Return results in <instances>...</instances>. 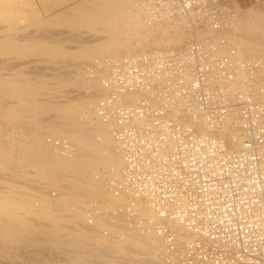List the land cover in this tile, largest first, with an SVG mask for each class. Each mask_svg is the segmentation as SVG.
<instances>
[{
    "label": "built area",
    "instance_id": "1",
    "mask_svg": "<svg viewBox=\"0 0 264 264\" xmlns=\"http://www.w3.org/2000/svg\"><path fill=\"white\" fill-rule=\"evenodd\" d=\"M135 9L138 22L173 21L193 38L88 65L102 75L96 115L123 159L111 193L128 197L89 211L95 253L113 264H264V52L232 36L242 13L231 0Z\"/></svg>",
    "mask_w": 264,
    "mask_h": 264
},
{
    "label": "bare ground",
    "instance_id": "2",
    "mask_svg": "<svg viewBox=\"0 0 264 264\" xmlns=\"http://www.w3.org/2000/svg\"><path fill=\"white\" fill-rule=\"evenodd\" d=\"M16 1L0 0V3L10 5ZM18 1L29 5L30 0ZM39 1L51 10L69 0ZM72 1L74 6L62 7L58 11L55 8L54 14L62 18L63 23L65 21L71 25L73 30L90 32L93 37L86 39L87 36L81 35L76 40V36L70 38L71 35L49 42L53 37L45 41L43 38L48 34L43 33V36L37 33L26 38L21 35L22 39L10 35L0 36V57L4 58V62L5 57L13 54L25 58L28 63L32 57H45L56 62L69 56L76 60L75 75L59 77L68 81L61 85L67 87L73 82L84 90H90L89 95L78 101L66 98L60 100L65 103H57L51 101L49 96L51 84L32 79L22 68L26 74L19 75L20 70L17 69L19 71L17 73L16 70V74L19 76L16 78L13 75L7 78L2 74L3 77L0 73V258L6 264H101L102 260V264H113V257L101 258L99 252L95 253L98 249L93 246L94 234L87 224V215L95 208V204H99L97 206L104 211L107 209L106 204L121 206L127 203V196L115 197L110 189L111 181L120 174L123 159L110 127L103 125L96 115L99 93L96 89L100 86L102 75L97 71L86 76L83 72L86 66H83L95 57L102 61L105 60L103 56H109L106 59L114 61L121 58L117 57L121 52L131 55L128 51H132L134 46L138 47L136 40L156 47H182L193 38L190 32L173 21L163 20L152 25L138 22L135 7L139 0ZM237 8L241 13L245 11L239 5ZM10 11L1 10L0 24L9 31H15L13 25L15 18L19 17ZM246 13L249 14V20L241 28L251 38L264 42V12L250 8ZM53 16L50 18L54 19ZM35 20L39 21L38 18ZM37 24L42 25L40 21ZM210 33L201 30L197 36ZM68 42L73 45L69 47ZM66 44L70 51H67ZM240 46L246 53L264 52H259L258 46L253 44ZM1 60L0 63H3ZM13 63L9 66H14ZM56 64L59 66V63ZM62 134L66 137H59L58 140H66L68 145L59 148L56 135ZM51 180L54 181V195L50 193L51 190L47 191L50 188L48 186L52 185H47V181ZM139 211L146 217L154 215L149 207L139 206ZM102 225L99 223L97 228ZM135 240L137 238H133ZM139 247L145 249L143 245Z\"/></svg>",
    "mask_w": 264,
    "mask_h": 264
},
{
    "label": "rangeland",
    "instance_id": "3",
    "mask_svg": "<svg viewBox=\"0 0 264 264\" xmlns=\"http://www.w3.org/2000/svg\"><path fill=\"white\" fill-rule=\"evenodd\" d=\"M18 1V0H17ZM14 2V4L12 3V4H10V5H4V4H2V3H0V12H1V10L2 9H8V11H10L9 9H11L13 12H15V15H16V17L18 18V19H16L15 18V22H14V27L16 28V32L15 31H9L8 30V28L6 29V27L4 26V25H2V24H0V36H8V35H10V36H12V37H14V38H20V37H22V38H26V37H30L31 35L33 36V35H35V34H40L41 33V35L43 36V34L44 35H47V36H44V38L43 39H45V41H47V40H50V38H51V36L53 37V38H51V40L49 41V42H54L55 40H56V38L57 39H60V38H64L65 36H71V35H73V36H71L70 38H75V36H76V40L78 39V37H80L81 35L83 36V37H86L87 36V38L86 39H88V38H90V36L91 37H93L94 35L92 34V33H90V32H87V31H79V30H73V27H70L71 25H69L67 22H65L64 21V23H63V19L62 18H60V17H57L55 14H56V10H55V8H57V11H58V9H60V8H64V7H66V8H68V7H72V6H74V4H73V1L72 0H69V1H67V2H63L62 4H60L59 6H56L55 8L53 7V9H47V7H45L43 4H42V2H40L39 0H28L29 2V5H25V4H21L19 1L18 2ZM231 1H233V2H236V6L237 5H239L240 7H241V9L242 10H245V11H243L242 12V14H241V19H240V28L238 29V30H236V31H234L233 32V34H232V36L239 42V43H241L242 45H249V44H253L254 46H258V48H259V52L261 51V52H263L264 51V42L263 41H261V40H255L254 38H251L250 37V35L249 34H246V32H244L243 30L244 29H242L243 28V25L245 24V22H247V20H249V14H247L246 12L248 11V10H250V8L251 9H255V11L257 10V11H259V12H264V6L263 7H254V4H255V0H231ZM72 2V3H71ZM17 3V4H16ZM20 3V4H19ZM27 3V4H28ZM15 5V6H14ZM20 7H19V6ZM24 5H25V7H24ZM63 5V6H62ZM5 6V7H4ZM7 7V8H6ZM12 7V8H11ZM33 7V8H32ZM15 9V10H14ZM65 9V8H64ZM16 10H17V13H16ZM31 10H34V11H31ZM41 10V11H40ZM46 10V11H45ZM12 11H10V12H12ZM20 11V12H19ZM35 11L37 12V13H35ZM48 11V12H47ZM18 13H20V15L18 14ZM37 14V15H35V14ZM55 13V14H54ZM53 15H55V17L53 16ZM32 16V17H31ZM51 16H53L54 17V19L52 18H50ZM35 17V19H39V21H40V23H42V25L41 24H37L38 22H37V20H33V18ZM51 19V20H49V18ZM60 19V20H59ZM60 22H59V21ZM44 23H43V22ZM53 21V22H52ZM47 23V25H46V23ZM50 22H52V24L50 23ZM59 23V24H57V23ZM62 25H61V24ZM66 23V24H65ZM18 24V25H17ZM49 24V25H48ZM55 24V25H54ZM32 25H34V27H32ZM44 25V26H43ZM4 26V27H3ZM18 26V27H17ZM38 27V29H33V28H37ZM43 26V27H42ZM24 27V28H23ZM242 27V28H241ZM45 29V30H42V29ZM5 29V30H4ZM17 29H18V31H17ZM39 29H41L42 30V32H41V30H39ZM57 29V30H56ZM62 29V30H61ZM240 29H242V31L240 30ZM7 30V31H6ZM21 30V31H20ZM26 30H29V31H26ZM73 30V31H72ZM4 31V32H3ZM24 31V32H23ZM40 31V32H39ZM45 31V32H44ZM14 33V36L12 35L13 33ZM47 32V33H46ZM52 32V33H51ZM55 32H60V33H62V34H60V33H55ZM64 32V33H63ZM87 32V33H86ZM10 33V34H9ZM17 33V34H16ZM23 33V34H22ZM43 33V34H42ZM55 33V34H54ZM76 33V34H75ZM5 34V35H4ZM7 34V35H6ZM26 34H28V35H26ZM50 34V35H49ZM22 35V36H21ZM41 35H39V36H41ZM60 35V36H59ZM237 35V36H236ZM17 36V37H16ZM41 36V37H42ZM55 36V37H54ZM22 38H20V39H22ZM66 38V37H65ZM69 38V39H70ZM53 39H55L54 41H53ZM134 40V39H133ZM132 40V42H134L135 43V40L133 41ZM137 42L135 43L136 44V46H138L137 48L134 46V48L132 49V51H128V53L130 52V53H132V54H134V53H139V52H142V51H146V50H150V49H157V48H169V47H175L176 49H180V48H183L184 46H182V47H180V46H159V47H156V46H150L149 44H141V41H139V40H136ZM139 41V42H138ZM248 43H247V42ZM252 43H251V42ZM256 42V43H255ZM68 45H70L69 47H71L72 45H73V43L72 42H68L67 43ZM66 44V48H67V51H70V49H69V47H68V45ZM138 44V45H137ZM260 46V47H259ZM140 47V48H139ZM135 49V50H134ZM263 50V51H262ZM124 55H128L127 54V52H121L117 57H122V56H124ZM10 57V58H9ZM12 57V58H11ZM103 57H105L104 59H106L107 57H109V56H103ZM1 58V57H0ZM7 58H9V59H7ZM5 57V62H4V58H1V59H3V60H1V61H3V63L1 62L0 63V68H2V70L0 69V73H1V75L3 74V75H5L7 78L9 77V78H12V75H13V77H15L16 78V76H19L20 75V73L22 74H26V72H27V76H29V77H31L32 76V79L33 78H35L34 80H42V81H46V83H47V85L49 84L50 85V93H49V96H51V101L52 100H54V101H56L57 103L59 102H61V101H64V100H66V98L68 99L69 98V100H75V101H78V100H80L81 98H83V97H86L87 95H89V91L90 90H88V89H82L81 87H79V85L78 86H76V83H73V82H71V84L69 83V86H62L63 84H66V83H68V81L66 80H64V79H62V78H59V77H61V76H64V75H68V74H73V75H75V73H74V69L76 68V63H75V59H73V58H70L69 56L65 59V60H57L56 62H54V60H47V58H45V57H32V58H30V60H29V63H28V61L25 59V58H23V57H19L18 55H10V56H8V57ZM45 58V59H44ZM33 59H36L35 61L37 62H35ZM93 61H95L96 59L97 60H99V58H91ZM117 59V58H116ZM8 60V61H7ZM23 62H22V61ZM25 60H26V63L24 64V62H25ZM68 60H69V62H73V64L75 65H73L72 66V63H70L69 64V62H68ZM72 60V61H71ZM92 60H90V61H87V63H85L84 64V66L83 67H85V68H83V72H85V75L87 76L88 74H89V72H87L88 70L86 69V68H88V63H91V61ZM11 61H12V63L13 62H15V63H13V65L14 66H9V65H12V63H11ZM20 61H21V65L19 64L20 63ZM52 61V62H51ZM62 61V62H61ZM8 62V63H7ZM18 64H17V63ZM34 64H33V63ZM47 62V63H46ZM49 62H51V63H49ZM67 62V63H66ZM6 63H7V65H6ZM32 63V64H31ZM42 63V64H41ZM56 63H59V66L56 64ZM88 64V65H87ZM45 65V66H44ZM64 65V66H63ZM68 65V66H67ZM4 66V67H3ZM6 66V67H5ZM16 66V67H15ZM23 66H26V67H23ZM39 66V67H38ZM51 66H52V68H51ZM54 66V67H53ZM8 67V68H7ZM56 67V68H55ZM15 68V69H14ZM23 70H25V71H22V69ZM25 68V69H24ZM30 68V69H29ZM58 68H60V69H58ZM10 69V70H9ZM13 69V70H12ZM17 69H19V70H17ZM28 69H29V71H28ZM48 69V70H47ZM50 69V70H49ZM55 70V71H53V70ZM16 70H17V73H18V71H19V75L18 74H16ZM67 70V71H66ZM14 71V72H13ZM63 71V72H62ZM66 71V72H65ZM69 71V72H68ZM10 72V73H9ZM25 72V73H24ZM44 72V73H43ZM46 72V73H45ZM7 73H9V74H7ZM32 73H34V74H32ZM48 73V74H47ZM60 73V74H59ZM62 73V74H61ZM16 74V75H15ZM2 75V76H3ZM10 75V76H9ZM44 75V76H43ZM57 75V77L55 78V76ZM5 76H3V77H5ZM50 76H52V78L50 77ZM54 76V77H53ZM43 78V79H42ZM57 80H59V81H57ZM51 81V82H50ZM57 84H56V83ZM66 82V83H65ZM76 82V81H75ZM54 84V85H53ZM62 84V85H61ZM75 84V85H74ZM58 85V86H57ZM52 87V88H51ZM57 87H59V88H57ZM100 87V86H99ZM99 87L96 89V91L97 92H99ZM57 88V89H56ZM63 88V89H62ZM55 89V90H54ZM62 91H61V90ZM65 89H66V91H65ZM72 90V91H71ZM55 91V92H54ZM54 92V93H53ZM83 92V93H82ZM87 92V93H86ZM56 93V94H55ZM96 93V92H95ZM63 94H64V97H63ZM55 95H56V97H55ZM66 95L68 96V97H66ZM85 95V96H84ZM52 96H54V97H52ZM62 96V97H61ZM59 97V98H58ZM74 97V98H73ZM77 97V98H76ZM99 97V93H97V101H98V98ZM63 99V100H62ZM61 100V101H60ZM53 101V103H55ZM61 103H65V102H61ZM83 115H85L84 113H83ZM57 136V139L59 138V137H66L65 135H56ZM49 140V139H48ZM15 174L16 175H18V173L17 172H15ZM19 177H20V175H18ZM17 176V177H18ZM53 180H51V181H47V185H51V186H48V187H50L49 189H47V191L49 192V190H51V194L53 193V195L54 194H56V191L54 190V187H53V183H54V181L52 182ZM102 199V198H101ZM105 201H107L108 199H104ZM104 201V202H105ZM7 262H5V260H2V258H0V264H6ZM14 264H21V263H19V262H13ZM8 264H12V263H8Z\"/></svg>",
    "mask_w": 264,
    "mask_h": 264
}]
</instances>
